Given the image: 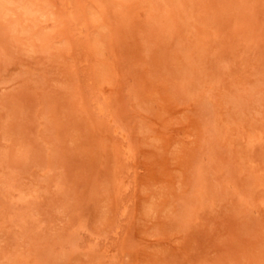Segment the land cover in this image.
<instances>
[{"label":"rangeland","instance_id":"1","mask_svg":"<svg viewBox=\"0 0 264 264\" xmlns=\"http://www.w3.org/2000/svg\"><path fill=\"white\" fill-rule=\"evenodd\" d=\"M0 264H264V0H0Z\"/></svg>","mask_w":264,"mask_h":264},{"label":"bare ground","instance_id":"2","mask_svg":"<svg viewBox=\"0 0 264 264\" xmlns=\"http://www.w3.org/2000/svg\"><path fill=\"white\" fill-rule=\"evenodd\" d=\"M124 132V131H123Z\"/></svg>","mask_w":264,"mask_h":264}]
</instances>
